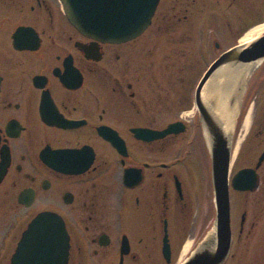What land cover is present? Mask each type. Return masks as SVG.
<instances>
[{
  "label": "flooded vegetation",
  "instance_id": "obj_1",
  "mask_svg": "<svg viewBox=\"0 0 264 264\" xmlns=\"http://www.w3.org/2000/svg\"><path fill=\"white\" fill-rule=\"evenodd\" d=\"M263 21L264 0H159L139 34L103 40L73 25L61 0H0V264L42 212L62 220L68 264L181 262L215 216L195 61L215 60ZM260 65L230 143L221 264H264Z\"/></svg>",
  "mask_w": 264,
  "mask_h": 264
},
{
  "label": "water",
  "instance_id": "obj_2",
  "mask_svg": "<svg viewBox=\"0 0 264 264\" xmlns=\"http://www.w3.org/2000/svg\"><path fill=\"white\" fill-rule=\"evenodd\" d=\"M158 1L62 0V3L70 22L86 35L103 40H119L141 32L149 24ZM263 59L264 33L245 45H237L223 52L210 64L198 83L196 102L210 145L215 221L210 234L198 243L181 264H221L230 245L227 175L231 157L230 143L245 85L239 84L227 96L232 98V104L236 100V106H232L235 108V117L230 132L223 130L211 107L205 105L201 98L202 90L220 68L258 64ZM171 127L166 128L164 133L170 132ZM241 173L233 177L235 188H243L240 183ZM68 248L69 237L60 217L52 212H42L23 232L11 264H68Z\"/></svg>",
  "mask_w": 264,
  "mask_h": 264
},
{
  "label": "bare ground",
  "instance_id": "obj_3",
  "mask_svg": "<svg viewBox=\"0 0 264 264\" xmlns=\"http://www.w3.org/2000/svg\"><path fill=\"white\" fill-rule=\"evenodd\" d=\"M262 31H264V21L251 27L240 39L241 45H245L255 39ZM257 63L243 64L234 67H222L215 75L210 78L204 88V93L208 97L206 103L213 110L214 115L219 119L223 130L230 132L233 127L235 117V108L226 102V97L235 91L241 80L246 81V77L250 76L251 71ZM237 83V84H236ZM250 118V112H247L243 120V130L247 129ZM241 140V136L237 138L236 146L233 150V156L236 153L237 145ZM190 242H187L183 248L186 252Z\"/></svg>",
  "mask_w": 264,
  "mask_h": 264
},
{
  "label": "rangeland",
  "instance_id": "obj_4",
  "mask_svg": "<svg viewBox=\"0 0 264 264\" xmlns=\"http://www.w3.org/2000/svg\"><path fill=\"white\" fill-rule=\"evenodd\" d=\"M210 62H211V59H205V60H201V61H195V68H194V72H195V80H197L199 77H200V75L202 74V72L207 68V66L210 64ZM261 67V65L259 66V68ZM261 69H264V66H262V68ZM246 85H248V82H249V80H248V78H246ZM243 83V85L245 84L244 83V81H241V82H239V84H242ZM237 84V83H236ZM247 87V86H246ZM254 96H255V93H254V91H250V93H248V94H246V96H245V100H244V106H243V108H242V113H241V118H245V116H246V114H247V112H250V115H252V110L250 109V103L252 102V100H253V98H254ZM231 99L232 98H230V96L229 97H227V103L230 105L231 104V106H236V100L233 102V104L231 103ZM237 118V117H236ZM241 126H242V124H241ZM243 127V126H242ZM235 128H236V123H235V126H234V131H233V133L235 132ZM214 206V205H213ZM184 256H185V254H183V255H181V257L182 258H184Z\"/></svg>",
  "mask_w": 264,
  "mask_h": 264
}]
</instances>
